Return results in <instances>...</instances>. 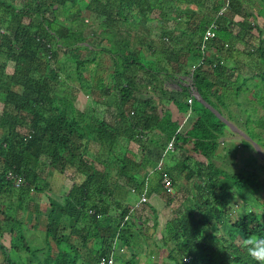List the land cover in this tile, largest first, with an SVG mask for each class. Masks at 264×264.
Segmentation results:
<instances>
[{
    "label": "trees",
    "instance_id": "1",
    "mask_svg": "<svg viewBox=\"0 0 264 264\" xmlns=\"http://www.w3.org/2000/svg\"><path fill=\"white\" fill-rule=\"evenodd\" d=\"M212 23L214 37L201 49ZM263 34L264 0H0V223L15 219L7 213L14 203L18 208L42 190V178L33 165L43 157L60 174L74 168L83 176L63 209L50 203L51 234L59 225L55 217L63 214L99 223L90 213L95 209L99 214L98 206L89 202L96 204L95 198L111 194L115 188L110 183H117L97 166L87 165L88 143L93 139L104 150H99L100 159L113 160L115 179L130 189L142 190L154 170L159 182L163 175L171 177L176 191L172 196L161 188L171 210L161 226L147 203L138 211L143 215L129 217L126 208L118 221L107 224L99 252L88 248L97 252L96 262L110 252L115 237L124 248L132 247V239L135 245L149 247L150 236L142 235V227L137 232L132 221L122 224L128 216L159 234L160 240L151 242L156 249L151 254H162L170 264H256L242 241L264 237V179L246 171L258 154L246 140L238 148L232 145L242 171L230 173L220 166L217 150L230 96L244 97L250 112L258 110L253 96L264 88ZM103 59L111 83L102 92L107 96L113 90L116 100L112 122L96 112L76 110L73 102L81 91L97 100L103 96L91 92L95 81L83 76L89 64L98 66ZM63 68H74L78 86L68 83L72 73L64 77ZM174 79L182 83L179 100L168 95L166 87ZM64 86L74 89L71 99ZM171 102L194 116L181 133H177L180 123L165 108ZM258 104L264 110V101ZM254 118L264 128V114ZM249 122L247 117L246 131ZM254 135L246 138L255 139ZM118 137L126 142L122 155ZM173 137L174 167L155 169ZM13 176L21 177L23 184L15 187ZM251 190L255 196H248ZM7 199L14 203L5 206ZM54 239L57 246H71L62 236ZM81 240L87 248L90 234ZM132 252L126 264H137L138 252ZM78 257L59 249L42 264H76Z\"/></svg>",
    "mask_w": 264,
    "mask_h": 264
},
{
    "label": "crops",
    "instance_id": "2",
    "mask_svg": "<svg viewBox=\"0 0 264 264\" xmlns=\"http://www.w3.org/2000/svg\"><path fill=\"white\" fill-rule=\"evenodd\" d=\"M149 41L150 40H146L145 42L149 43ZM87 68L90 69L91 67L88 66ZM87 78L88 82L93 81L90 76ZM97 78L98 76H95V79ZM105 79H107V76ZM180 84H182L181 80L174 79L170 84L166 85L167 91L170 90L168 95H174L175 98L179 100L181 96L179 94L180 88L178 85ZM84 94V92H80L76 95L77 98L75 101L77 109L89 112L90 115L93 113L95 114L96 112L101 116H103L102 111L107 112L108 110L109 112L111 109H114V111L116 110L115 105H109L108 101L104 99V97L99 100L96 98L94 99L93 97V101H87V99H84ZM92 95L93 94H90V98ZM105 95L106 94H103V96ZM86 98L89 99V96H86ZM86 105L89 109L86 108ZM165 108L168 109L171 119L177 123L179 122L181 124L184 120H186L185 123L191 122L194 118L191 113L184 114L172 102ZM98 109L101 111H98ZM85 124L87 129L91 128V122L88 117L86 118ZM117 143L118 151L120 155H122V150H125L126 142L124 138L118 137ZM99 147L100 146L97 141L93 139L89 140L86 157L89 161H93L95 166H97L102 173H108L110 176L109 178L117 183H110L111 187L115 188V190H112L113 192L111 194L107 193L99 198H95L96 204L89 202V205L98 206L99 214L102 215L99 223L95 222V224H93V221L90 223L82 221L83 219H79V217L82 216L72 214L68 216L63 214L55 217V220L59 225L56 231L51 234V228L48 230V214L51 210L50 203L54 207L63 209L66 203L65 199L69 198L73 185L80 184L83 180V176L78 173H68L71 171V168L67 170L65 174H60L54 169L49 168L48 162H46V157H43L39 160V163H34L35 166L33 165L35 171L42 178V190L34 192L30 196L27 203L19 206L18 208H15L18 205L14 203L13 199H7L5 201V206H8L9 202L16 205L13 206V209L7 211V213L10 214L11 217L14 216L15 219H8L5 223H0V264H42L46 257L50 254L56 256L59 249L65 250L68 256H79L80 258L78 257L79 260L76 264H99V260L96 262L97 259H94L97 252L92 254L91 251L89 252L88 248L93 251L97 249L99 252L102 246V236L106 228L105 226L110 225L113 221H118V218L124 209L128 208L130 210L129 217L133 214L138 216L143 215V210L138 212L140 209H144L146 207L144 203L139 204L140 197L143 194L147 197V201L145 203L154 208L158 216L159 226L166 222V217L170 215L171 210L161 197L165 192L163 193L161 183L158 181V176L154 173V170L149 173V178L142 190H137L139 188L134 187H131L130 189L129 186H126V184L115 179L117 168H115L114 161L110 160V158L107 161L105 160V157L104 159L103 157L100 159V156L103 153L101 154V152H99ZM176 153L171 154L164 160L163 167H169L170 169L174 167L176 163ZM72 169L75 170L74 168ZM173 190L175 191L174 188ZM1 197L2 195L0 192V198ZM149 213H146L147 217L150 216V219H152V216ZM0 218L2 217L0 216ZM128 220L133 222V228L137 232H139V227H142V235L144 234L145 224H143V222L141 224L138 220ZM85 233L88 235L90 234V243L87 244V248H83L81 240L82 235ZM95 234H97L99 238L94 237ZM54 236H57L58 238L62 236V239L71 246L67 247L65 244H63L64 246L61 244H59L60 246H57ZM131 243L132 247L130 246V248H124L121 247L118 240L116 241V257L114 259V264H126L130 260L131 254H133L132 250L134 253H140V246L135 245L133 239ZM151 253L152 251L149 252V254ZM154 262L157 261L154 260ZM154 262L150 257H148L146 264H155ZM137 264H139L138 258Z\"/></svg>",
    "mask_w": 264,
    "mask_h": 264
},
{
    "label": "rangeland",
    "instance_id": "3",
    "mask_svg": "<svg viewBox=\"0 0 264 264\" xmlns=\"http://www.w3.org/2000/svg\"><path fill=\"white\" fill-rule=\"evenodd\" d=\"M190 7L192 9H194L192 6H190ZM132 33L137 35V37H139L138 31H133V29H132ZM60 58H61L60 61L64 60V57L63 58L60 57ZM96 58H97V55H96ZM104 58H106V57H104ZM88 66L91 68L90 69L87 68L86 70H84L83 76H84V78H87L88 76H90V78L93 81H95V82H93L94 84H90L91 88H92V86H94L92 88L91 92L93 91L94 94L95 95L97 94L98 96L102 95L103 94L102 90L106 87H109V84L111 83L110 80H108L109 76L107 77V79H105V77L107 76V74H106L107 70L106 69L108 67V62L105 59H103L101 61V63L98 64V66H96V63L90 64ZM69 71L72 73L74 71V68H71L70 70L63 68L61 74L62 75L64 74V77H65L67 74H69ZM95 76H98V78L95 79ZM70 77L72 78V80L69 81L68 83L70 85H73V86H78V85H76L77 79L74 76V73L70 74ZM61 87H62V85H61ZM63 89H65L68 93H70V94H68V97L70 98L73 94L74 89L70 90V89H67L65 86ZM81 92H83V91H81ZM253 94H255V92H253ZM86 96L87 95L85 93L84 99H87V101L88 100L93 101L92 96H91V98L89 97V99L86 98ZM60 97L62 98V96H60ZM102 97H104V99H106L111 105H114L115 97H114V91L113 90L110 91V95L102 96ZM249 97H251V96H249ZM69 98L66 100L67 102L71 101L70 100L71 98L70 99ZM253 98H254L253 106H255V108L258 109L257 111H259V112H257V111L256 112H250L249 109L251 108V105L249 104V102L244 97H242V98L240 97L239 99H237V98L233 97V95L230 96V98L228 99L227 104H226L227 109H228V114H227V116H225V114H224L225 117L223 118L225 126H222L223 132H220L221 133V141L223 143H221V145L218 147L217 151H219V154H221L222 162L220 163V166H222V167L224 166L230 173L241 172L242 169L239 168V166L242 165V162H239L238 159L236 160L235 148L232 145H237V148H238V146H241L240 143L242 141H244V140L248 141L251 144L252 148L258 154V160L253 166L252 165L247 166L246 171L248 173L255 174V176H257L258 178L264 179V128H263V125H258V123L253 122V120H255V118H254L255 115L264 114V110L261 108V105L258 104V103L262 104V102L264 101V88L262 90H260L259 96H256V97L253 96ZM58 100H59V98H58ZM74 104L77 107L76 101L74 102ZM86 108H87V105H86ZM68 109L70 110V108H68ZM87 109H89V108H87ZM76 110H77V108H76ZM84 110H85V108H84ZM98 111H101V110L98 109ZM102 112H103L104 119L106 121L112 122L114 120V117H115L114 109H111L109 112H108V110H107V112L106 111H102ZM247 117L250 118V122L247 124V129L249 131H246V129L244 130V128H245L244 124H245V120ZM259 126H261V127H259ZM257 128H259V130ZM252 132L255 133V135H254L255 139H251V140H249V138L247 139L246 136L248 137V134L252 133ZM252 142H253V144H252ZM99 150L101 152H104V150H102L101 147H99ZM122 151L124 152V150H122ZM226 152H229L228 155L225 154ZM217 160L220 161V159H218V158H217ZM237 161H238V164H237ZM87 165L95 167L94 163H92L91 161H87ZM72 170L73 169H71V171L68 173H76L77 174V172H75V170H73V171ZM68 173H66V174H68ZM139 174H142V172ZM249 193L251 195L255 196V193L252 190H251V192H248V196H249ZM145 234L147 236H150V239L148 241L150 245H149V247H143V249H142V247H140V253H138V256H137L139 264H146L148 257H150L153 262H154V260H156L157 262H154L155 264H170V262H168L166 260V258L161 256L162 254H159V256H156L155 253L149 254L150 251L156 252V249L154 248V246H151V242L152 241H155V242L159 241L160 240L159 234L155 233L154 231H149V230H145ZM163 255L166 256V253L163 252Z\"/></svg>",
    "mask_w": 264,
    "mask_h": 264
},
{
    "label": "built area",
    "instance_id": "4",
    "mask_svg": "<svg viewBox=\"0 0 264 264\" xmlns=\"http://www.w3.org/2000/svg\"><path fill=\"white\" fill-rule=\"evenodd\" d=\"M224 9V8H223ZM223 11V10H222ZM216 28V25L215 23H212L210 24V26L207 28V30L205 31L203 37H202V46H201V49H204L205 47V42L211 38L214 37V29ZM190 92H191V95L194 96V93L195 91L193 89H190ZM195 97V96H194ZM192 102V99L189 98L187 100V103L188 104H191ZM186 120H184L180 125H179V128L177 130V133H181V130L183 128V124L185 123ZM137 138V137H136ZM177 152V148H176V145H175V139L174 137L171 138L167 145H166V148L165 150L162 152L161 154V157L155 167V169L157 170H161L162 167H163V162L165 159H167L168 156H170L171 154H175ZM13 180H14V186L15 187H19L20 185L23 184V179L21 177H17V176H13L11 177ZM161 187L162 189L167 193V194H170L172 195L174 193V190H173V183H172V179L171 177H169L168 175H163V177L161 178ZM147 201V197L143 194L141 195L140 197V200H139V204L141 203H145ZM90 213L92 215H95L96 219H100V215L96 213L95 209H92L90 211ZM128 220V216L125 217L122 221V224L124 222H126ZM115 250H116V241L114 242L113 241V244H112V249H111V252L110 254L107 256V257H102L100 259V263L101 264H113L114 263V256H115Z\"/></svg>",
    "mask_w": 264,
    "mask_h": 264
},
{
    "label": "clouds",
    "instance_id": "5",
    "mask_svg": "<svg viewBox=\"0 0 264 264\" xmlns=\"http://www.w3.org/2000/svg\"><path fill=\"white\" fill-rule=\"evenodd\" d=\"M174 194H175V191L172 194V196ZM97 220H101V219H97ZM114 239H115V240H113L114 242L117 241L116 240L117 239L116 237ZM242 246H243L244 250L246 251V254L252 260H254L256 262V264H264V237H259V236H249V237H246L242 241ZM111 249H112V247H111ZM110 252H111V250H110ZM110 252L107 255L102 256V257H107L110 254ZM102 257L99 258V261H98L99 264H100V259ZM115 257H116V250H115L114 259H115Z\"/></svg>",
    "mask_w": 264,
    "mask_h": 264
},
{
    "label": "water",
    "instance_id": "6",
    "mask_svg": "<svg viewBox=\"0 0 264 264\" xmlns=\"http://www.w3.org/2000/svg\"><path fill=\"white\" fill-rule=\"evenodd\" d=\"M194 96H195V97H198V93H197V92H195V93H194ZM243 135H244V134H243Z\"/></svg>",
    "mask_w": 264,
    "mask_h": 264
}]
</instances>
